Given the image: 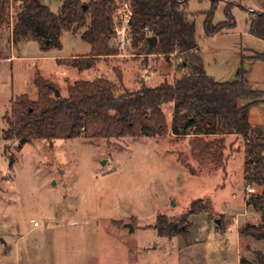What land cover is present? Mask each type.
<instances>
[{
    "label": "rangeland",
    "instance_id": "374dc122",
    "mask_svg": "<svg viewBox=\"0 0 264 264\" xmlns=\"http://www.w3.org/2000/svg\"><path fill=\"white\" fill-rule=\"evenodd\" d=\"M45 3L54 13L62 6L61 0ZM229 3L235 4L231 14L236 27L204 42V22L213 0L188 2V19L196 25L197 44L202 43L196 53L216 81L235 80L243 65L253 87L264 90V41L233 33L250 29V11L264 12V0H217L214 24L227 21ZM121 8L127 11L124 3L118 6L111 43L119 54L101 57L81 72L61 63L89 56L91 45L82 38L85 29L64 31L60 49L44 50L43 43L32 38L14 43L19 4L8 7L0 28V264H239L242 257L255 259V251L264 253V241L251 236L239 240L238 230L260 219L261 213L246 199L249 187L257 195L264 185L249 186L244 180L245 168L252 164L241 137H209L224 138L227 161L219 168L197 161L191 135L53 141L36 137L24 145L5 139L17 99H38L37 77L51 81L60 97H67L77 81L107 79L120 95L184 75L182 57L137 54L128 16L118 13ZM124 34L126 44L120 42ZM164 111L171 124L172 105ZM250 122L264 125V103L251 109ZM196 201L202 207L211 204V216L208 209L193 212ZM160 217L179 223L186 234L159 236Z\"/></svg>",
    "mask_w": 264,
    "mask_h": 264
},
{
    "label": "trees",
    "instance_id": "16d2710c",
    "mask_svg": "<svg viewBox=\"0 0 264 264\" xmlns=\"http://www.w3.org/2000/svg\"><path fill=\"white\" fill-rule=\"evenodd\" d=\"M190 0H127L131 8L128 21L131 44L138 55L183 58L184 75L153 88L143 86L133 92L118 94L107 79L77 81L68 89L67 97H56L54 84L41 77L35 78L38 99L20 96L7 118L9 128L4 131L6 140L19 141L21 145L39 137L55 139H109L115 137H164L191 135L193 155L201 164L211 162L223 167L224 138L210 140L211 136L243 138L245 153L252 167H246L247 185H264V126H253L251 109L264 103V90L255 89L242 65L233 81L218 82L205 72L196 53V25L190 22L187 4ZM19 4L13 28V42L35 39L43 49L61 48L60 37L64 31L85 29L82 38L91 45L86 57L67 59V64L83 72L94 67L101 57L118 55L112 46L114 15L118 10L115 0L83 3L81 0H61L59 13H54L43 0H1L0 28L8 17V7ZM217 0L206 14V37L225 33L236 27L231 14L234 3L226 8L227 21L214 24ZM250 11V10H249ZM250 34L264 41V12L250 11ZM156 39V41H155ZM261 55H257L260 58ZM65 60V59H64ZM172 105L171 124H168L164 107ZM192 204V211L213 209L207 203ZM246 203L261 213L260 224H247L241 233L264 240V192L251 194ZM225 219V215L222 214ZM156 228L162 237L186 234L179 223L158 218ZM255 259L245 257L239 264H264V253L255 251Z\"/></svg>",
    "mask_w": 264,
    "mask_h": 264
},
{
    "label": "crops",
    "instance_id": "0c3cea01",
    "mask_svg": "<svg viewBox=\"0 0 264 264\" xmlns=\"http://www.w3.org/2000/svg\"><path fill=\"white\" fill-rule=\"evenodd\" d=\"M44 1V3H45V0H43ZM89 1H95V0H89ZM116 1V3H117V5L119 6V7H121V4H125V7L127 8V10H129L128 8H129V3L126 1V0H115ZM46 4V3H45ZM122 9V8H121ZM121 11H123V12H126V11H124L123 9L122 10H119L118 11V13H120ZM231 32H233V31H231ZM231 32H229V33H227V35H233ZM234 33V35H236V36H238V35H250V36H252V34H250V31L249 30H247V31H245L244 33H237V32H233ZM224 34H226V33H221V34H218V35H215V36H213V37H206L205 36V41L204 42H206V41H209V40H211V39H215V38H217V37H219V36H221V35H224ZM256 39H258V38H256ZM258 40H261V39H258ZM202 43H200V44H198V46H199V50H200V45H201ZM241 47H242V45H241ZM252 58L253 59H258L257 58V55H254V56H252ZM239 70V69H238ZM238 72V71H237ZM249 79V78H248ZM250 80V79H249ZM251 82V81H250ZM259 126V125H258ZM261 126H264V125H261ZM260 222H261V216H260V219L258 220V218H257V220L255 221V222H252V223H249V224H256V225H258V224H260ZM242 227V226H241ZM241 227L239 228V230H238V237H239V240H240V238L242 237V236H245V237H248V236H246V235H244V234H242L241 233V231H240V229H241ZM216 233L218 232V231H215ZM160 236V235H159ZM174 239V238H173ZM261 241H264V240H261ZM240 252V251H239ZM239 259V258H238ZM241 259V258H240ZM239 263H240V260H239Z\"/></svg>",
    "mask_w": 264,
    "mask_h": 264
},
{
    "label": "built area",
    "instance_id": "2783aa9c",
    "mask_svg": "<svg viewBox=\"0 0 264 264\" xmlns=\"http://www.w3.org/2000/svg\"><path fill=\"white\" fill-rule=\"evenodd\" d=\"M128 9H129V8H128ZM122 12H123V11H121L120 13H122ZM124 13H126V16H128V21H129L130 16H131V11H130V9L127 10L126 12H124ZM127 26H128V22H127ZM125 31H126V28H125L124 32H125ZM124 32H123V33H124ZM120 42H121L122 44H126L125 34H124L123 36L120 37ZM248 190H249V193H251V194L254 193V191H253V189H252L251 187H249ZM32 223H34L36 226L39 225V223L36 222L35 220H32Z\"/></svg>",
    "mask_w": 264,
    "mask_h": 264
},
{
    "label": "water",
    "instance_id": "95a60500",
    "mask_svg": "<svg viewBox=\"0 0 264 264\" xmlns=\"http://www.w3.org/2000/svg\"><path fill=\"white\" fill-rule=\"evenodd\" d=\"M155 41H156V39H155ZM55 96H56V97H60V91L57 90V89H56V91H55Z\"/></svg>",
    "mask_w": 264,
    "mask_h": 264
}]
</instances>
